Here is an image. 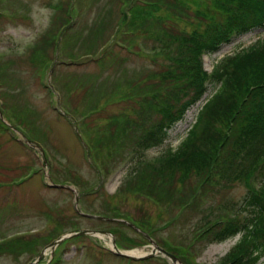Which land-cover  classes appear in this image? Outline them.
Instances as JSON below:
<instances>
[{
	"label": "rangeland",
	"instance_id": "374dc122",
	"mask_svg": "<svg viewBox=\"0 0 264 264\" xmlns=\"http://www.w3.org/2000/svg\"><path fill=\"white\" fill-rule=\"evenodd\" d=\"M162 1V22L141 9L148 21L132 26L135 5L149 2L0 0V242L5 245L0 264H28L73 230L109 232L121 251L150 254L154 247L132 229L135 222L161 248L182 257V264H229L228 253L241 235L211 245L203 235L208 224L244 223L249 215L240 207L247 184L223 175L222 167L217 174L216 166L189 176L178 170L179 180L160 179L153 189L146 185L149 173L155 182L157 171H174L167 169L168 152L180 147L204 104L191 108L162 144L142 150L138 144L157 120L144 109L146 101H154L155 92H147L161 89L171 64L167 49L177 48L178 36L191 35L200 24L205 29L207 22L197 18L196 10L213 6L211 0ZM262 41L264 27L237 37L216 54L204 55V70L211 75L218 61ZM214 87L208 85L204 98ZM124 120L125 130L131 129L122 139L117 125L121 130ZM112 133L109 143L119 146L120 154L102 160L97 146ZM28 139L36 147L27 145ZM87 142L96 151L89 153ZM51 183L83 194L85 214L116 221L79 215L76 194ZM250 184L256 186L253 180ZM18 237L32 246L20 249ZM111 241L72 236L47 250L39 264H172L162 256L119 257Z\"/></svg>",
	"mask_w": 264,
	"mask_h": 264
},
{
	"label": "trees",
	"instance_id": "16d2710c",
	"mask_svg": "<svg viewBox=\"0 0 264 264\" xmlns=\"http://www.w3.org/2000/svg\"><path fill=\"white\" fill-rule=\"evenodd\" d=\"M211 1L213 6L208 7L207 11L199 7L195 12L201 22H207L205 29L200 24L191 35L178 36L176 49H167L170 70L163 75L161 89L148 90L147 93L155 92L154 101H146L144 107L153 111L157 120L138 147L144 150L162 144L168 138V132L185 118L187 112L204 102L180 147L168 152L167 169L172 166L174 171L163 172L166 167L157 171L158 179L155 182H151L149 173L146 185L153 189L160 185V179L179 180L178 170L184 176H189L192 170L207 174L216 166L217 174L222 167L223 175H233L247 184L248 193L240 207V211L249 215L243 218L244 223L232 219L218 226L208 224L203 236L211 245L241 235L228 253L229 264H259L264 258V41L221 59L214 65L211 75L204 70L202 59L204 55L216 54L233 39L264 27V0ZM143 2L149 4L135 5L138 12L132 18V26L138 20L139 23L148 21L146 17L143 18L141 9L157 14L155 19L162 22L159 13L165 10V3L162 0ZM178 2L181 4L182 0ZM130 16L131 10L127 19ZM125 21L130 23L126 17ZM209 84L215 85L214 92L204 98ZM147 120L143 115L140 123L145 125ZM122 125L121 130L118 125L117 129L123 139L131 127L125 130V120ZM113 138L114 133L101 138V145L97 149L102 160L105 156L117 158V154H120L119 146L109 143ZM86 145L90 153L96 151L91 143L87 142ZM138 173L135 172L136 175ZM251 180L255 181L254 188ZM143 184L142 188L145 189L146 185ZM133 225L140 231L132 229L147 239L143 226L137 222ZM16 242L23 250L33 244L26 237H18ZM3 246L0 242V250ZM177 258L183 262L182 257L177 255Z\"/></svg>",
	"mask_w": 264,
	"mask_h": 264
},
{
	"label": "water",
	"instance_id": "95a60500",
	"mask_svg": "<svg viewBox=\"0 0 264 264\" xmlns=\"http://www.w3.org/2000/svg\"><path fill=\"white\" fill-rule=\"evenodd\" d=\"M77 131V130H76ZM26 143L32 147H35L34 144H32L30 141H26ZM49 177V176H48ZM50 187H53V188H60V187H67L69 188L70 190L74 191L75 194H76V200H75V204H74V207H75V210L77 211V213L83 217H88V218H92V219H95V220H102V221H116L114 219H109V218H105V217H100V216H92V215H88V214H85L81 207H80V195L77 191L73 190L72 187L70 186H60V185H56V184H53L51 183L49 185ZM120 222H124L125 224H128L126 221H120ZM131 227L135 228L134 226H132L130 224ZM137 229V228H135ZM77 235H80V236H85V235H92V236H96V237H99V238H102V236H107V237H111L112 241V252L117 255V256H120V257H124V258H128L130 260H133V261H140V260H148L152 257H157V256H162V257H165L167 259H169L172 264H182L178 258L176 256H174L173 254L167 252L165 249L161 248L159 245H157V243L155 241H153L151 238H149L148 236H146L150 243H152L153 245V250L150 254H146V255H143V256H132V255H129L128 253L126 252H123L121 251L117 244H116V241H115V238L113 236V234L109 233V232H105V231H91V230H83V231H80V232H72L71 234L69 235H64L63 237L59 238L58 240L54 241L50 246L46 247L42 252L41 254L32 262H30L29 264H39L43 259L44 257L46 256V251L49 250V249H55L61 242H63L65 239H68L72 236H77Z\"/></svg>",
	"mask_w": 264,
	"mask_h": 264
},
{
	"label": "bare ground",
	"instance_id": "6f19581e",
	"mask_svg": "<svg viewBox=\"0 0 264 264\" xmlns=\"http://www.w3.org/2000/svg\"><path fill=\"white\" fill-rule=\"evenodd\" d=\"M126 253H128L129 255H132V256H141V255H144V252L142 250H135V251L126 252Z\"/></svg>",
	"mask_w": 264,
	"mask_h": 264
}]
</instances>
